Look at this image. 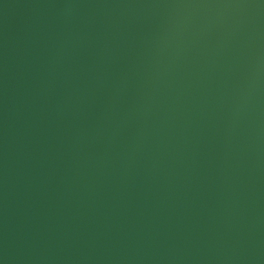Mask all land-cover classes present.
<instances>
[{
  "label": "water",
  "instance_id": "obj_1",
  "mask_svg": "<svg viewBox=\"0 0 264 264\" xmlns=\"http://www.w3.org/2000/svg\"><path fill=\"white\" fill-rule=\"evenodd\" d=\"M0 264H264V0H0Z\"/></svg>",
  "mask_w": 264,
  "mask_h": 264
}]
</instances>
